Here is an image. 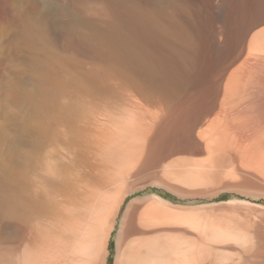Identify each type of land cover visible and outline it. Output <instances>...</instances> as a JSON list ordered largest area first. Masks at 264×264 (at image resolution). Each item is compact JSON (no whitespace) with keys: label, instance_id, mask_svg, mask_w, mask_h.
<instances>
[{"label":"bare ground","instance_id":"6f19581e","mask_svg":"<svg viewBox=\"0 0 264 264\" xmlns=\"http://www.w3.org/2000/svg\"><path fill=\"white\" fill-rule=\"evenodd\" d=\"M0 264H264V0H0Z\"/></svg>","mask_w":264,"mask_h":264},{"label":"clouds","instance_id":"9594fccd","mask_svg":"<svg viewBox=\"0 0 264 264\" xmlns=\"http://www.w3.org/2000/svg\"><path fill=\"white\" fill-rule=\"evenodd\" d=\"M56 3H57V0H50V6L53 10H55L56 8Z\"/></svg>","mask_w":264,"mask_h":264}]
</instances>
